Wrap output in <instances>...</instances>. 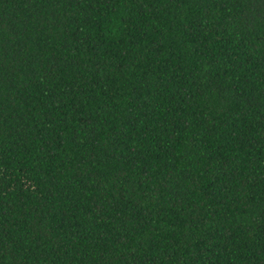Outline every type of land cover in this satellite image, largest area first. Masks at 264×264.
<instances>
[{
  "label": "trees",
  "instance_id": "obj_1",
  "mask_svg": "<svg viewBox=\"0 0 264 264\" xmlns=\"http://www.w3.org/2000/svg\"><path fill=\"white\" fill-rule=\"evenodd\" d=\"M0 264H264V0H0Z\"/></svg>",
  "mask_w": 264,
  "mask_h": 264
}]
</instances>
